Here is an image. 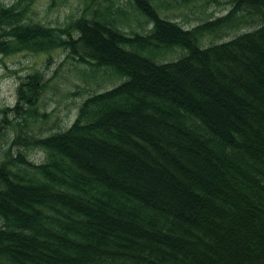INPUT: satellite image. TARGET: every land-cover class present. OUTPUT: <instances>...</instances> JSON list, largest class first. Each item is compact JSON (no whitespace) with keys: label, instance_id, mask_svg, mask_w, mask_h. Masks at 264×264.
Returning <instances> with one entry per match:
<instances>
[{"label":"trees","instance_id":"1","mask_svg":"<svg viewBox=\"0 0 264 264\" xmlns=\"http://www.w3.org/2000/svg\"><path fill=\"white\" fill-rule=\"evenodd\" d=\"M86 1L54 27L31 17L34 0H0V55L63 47L125 78L39 136L23 121L47 117L43 75L22 79L2 120L18 128L0 159V264H264V0L188 28L129 0L152 22L143 33L119 27L115 0Z\"/></svg>","mask_w":264,"mask_h":264},{"label":"rangeland","instance_id":"2","mask_svg":"<svg viewBox=\"0 0 264 264\" xmlns=\"http://www.w3.org/2000/svg\"><path fill=\"white\" fill-rule=\"evenodd\" d=\"M11 3L15 0H5ZM203 0H195L189 4H177L176 0H152L153 5L162 17H171L182 23L186 28L194 26L200 18L217 17L228 12L230 0H221V3H210L203 12L201 11ZM129 0H115L116 6H122L128 15L125 20L120 17L119 27L127 32H145L152 27L146 17L137 11ZM206 2V0L204 1ZM86 0H34L30 15L35 20L54 27H63L70 17H77L83 12ZM199 5L198 7H195ZM245 30L251 29L245 27ZM233 31L223 34L221 37L207 35L201 39L202 46H208L214 42L229 39L236 34ZM184 53L181 48L175 50H163L158 54L159 60H173ZM77 57V56H76ZM69 49L58 47L48 52L21 51L9 55H0V159L4 158L7 150L16 134L17 128H5L4 118L15 120V111L11 109L18 102V86L22 79L29 73L39 72L43 76L41 81L45 84L38 109L40 114L48 112L47 117L37 116L32 120L27 115L29 128L26 133L32 135H48L58 129H65L71 125L77 117L78 108L82 101L90 94L102 91L122 82L125 78L112 74L106 67H97L89 63L80 62ZM9 108V109H6ZM27 111V110H26ZM3 125V126H2ZM14 130V131H13ZM16 152V148H13ZM30 158L35 162H41L45 153L40 148L27 150Z\"/></svg>","mask_w":264,"mask_h":264}]
</instances>
